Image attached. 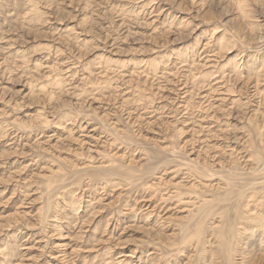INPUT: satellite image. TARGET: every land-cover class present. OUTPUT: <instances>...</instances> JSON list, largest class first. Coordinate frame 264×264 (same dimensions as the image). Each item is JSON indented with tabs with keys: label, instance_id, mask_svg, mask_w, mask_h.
<instances>
[{
	"label": "rangeland",
	"instance_id": "374dc122",
	"mask_svg": "<svg viewBox=\"0 0 264 264\" xmlns=\"http://www.w3.org/2000/svg\"><path fill=\"white\" fill-rule=\"evenodd\" d=\"M0 264H264V0H0Z\"/></svg>",
	"mask_w": 264,
	"mask_h": 264
},
{
	"label": "bare ground",
	"instance_id": "6f19581e",
	"mask_svg": "<svg viewBox=\"0 0 264 264\" xmlns=\"http://www.w3.org/2000/svg\"><path fill=\"white\" fill-rule=\"evenodd\" d=\"M254 198H255V197H254ZM259 220H261V219H259ZM228 239H229V238H228ZM222 240H223V239H222ZM223 241H224V240H223ZM228 241H229V240H228ZM220 243H221V242H220ZM226 243H227V241H226ZM226 243H225V244H226ZM227 245H228V244H227ZM231 249H232V248H231ZM228 251H229V250H228ZM229 252H230V251H229ZM229 254H231V253H229Z\"/></svg>",
	"mask_w": 264,
	"mask_h": 264
}]
</instances>
